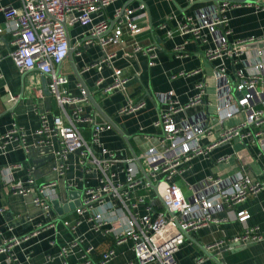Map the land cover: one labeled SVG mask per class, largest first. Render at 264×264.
<instances>
[{
  "label": "built area",
  "instance_id": "1",
  "mask_svg": "<svg viewBox=\"0 0 264 264\" xmlns=\"http://www.w3.org/2000/svg\"><path fill=\"white\" fill-rule=\"evenodd\" d=\"M19 1V7L0 8L5 22V27L0 28V35L3 33L11 36L8 55L18 70L32 72L39 79L49 76L46 88L58 106V113L40 114L39 127L32 134L12 122L8 129L0 133V157L6 154L5 148L14 142L26 155L29 154L31 149L26 142L30 135L39 138L37 145L56 138L57 147L51 154L50 170L53 180L38 185L34 171L30 170L24 179L5 183L10 194L29 200L45 218H49L55 211L52 202L58 199V182L66 176L69 159L75 157L85 174L95 172L96 184L83 186L80 192L82 198H79L80 204L74 208V213L78 216L88 214L92 229L104 236H111L116 245L130 242L134 257L129 264H177L174 254L186 233L229 221H237L243 225L242 232L228 239L230 243H259L264 240L257 228H249L245 224L250 217L247 211H234V207L248 197H256L264 192V180L260 178L263 171H257L256 168L254 170V162L251 160L245 163L234 153L221 156L214 162L218 173L210 174L200 183L189 186V196H185L179 186L188 162L198 155L207 156L211 149L222 143L233 140L239 143L256 142L264 155V131L261 130L264 125V47L254 49L251 61L242 60V66L233 69V78L226 73L228 60L233 62L232 66L239 64L238 59L246 54L248 46L264 40V36L230 39L232 31L228 11L236 2L204 0L207 3L194 15L185 16L177 22L174 30L166 32L167 37L178 34L205 47L204 59L210 64L216 79V102L212 104L208 100L202 112L193 117L175 120L176 114L199 105L206 98L204 82L196 86L198 92L185 105L179 104L173 91L151 97L159 107H163L152 124L157 131V145L136 155L155 187L154 191L142 177L133 157H124L100 147L99 134L112 128L107 122L96 125L91 117L86 116L84 119L92 124V128L90 138L84 139L75 122L82 120L81 109L76 105L88 101L85 91L78 85L80 95L72 97L66 89L67 77L61 74L55 76V66L66 60L69 47L76 56H80V48L93 43L91 39H81L82 35L71 42L70 31L81 27L87 31L88 36L95 38L102 52L100 60L85 65L82 73H87L92 68L101 72L104 66L108 67L111 71L110 84L103 91L108 94L114 91L122 93L124 106L119 113H132L144 108L145 100L134 101L127 93L128 80L120 69L114 67L116 54L108 52L107 47L123 46L124 27L130 36L142 32L143 28L138 22L147 18L145 6L140 5L136 9L139 11H131L127 7L115 10L112 17L114 23L110 26V20L104 18L103 14L120 0ZM166 1L175 3V0ZM255 1L256 8L264 9V3H260L263 0ZM186 43L184 41L181 46L174 48L176 57L183 55ZM155 49L156 46L153 45L143 48L135 44L134 53L147 54L154 60ZM233 59L237 61L234 62ZM149 64L154 65L152 61ZM183 75L182 72L173 74L170 80ZM102 83L103 79H98L96 86L99 87ZM15 101L14 97L8 95V102ZM68 106L71 107L70 110H67ZM234 119L237 120L229 122ZM95 146L100 148L98 152L94 150ZM68 187L75 189L76 186L70 184ZM139 189L151 190L155 198L131 195L133 190ZM107 196L116 202L105 201ZM156 201L158 206L154 204ZM138 204L145 205L143 214L136 211ZM225 208L229 209V216L217 217ZM109 211L118 212L123 218L121 228L117 229L118 224L109 223L104 217ZM2 212L3 209H0V213ZM79 223L63 221L71 229ZM35 234L23 239L11 237L2 241L0 253L6 254L8 264H18L11 254L12 247ZM221 243L223 240L216 242L215 246ZM74 248L80 249L82 257L88 256L93 250L92 247L82 248L79 239L74 238L67 247L61 248V255H66ZM114 255L112 249L104 252L99 264L110 262Z\"/></svg>",
  "mask_w": 264,
  "mask_h": 264
},
{
  "label": "crops",
  "instance_id": "2",
  "mask_svg": "<svg viewBox=\"0 0 264 264\" xmlns=\"http://www.w3.org/2000/svg\"><path fill=\"white\" fill-rule=\"evenodd\" d=\"M129 1L120 0L111 5L105 10L104 18H108L112 23L114 11L123 8ZM248 1L247 3L236 2L237 4L235 3L236 5L228 11L229 27L232 31L230 39L264 36V9L256 8L255 0ZM206 3L204 0L192 2L175 0V3H169L166 0H136L128 4L127 8L131 11L136 10L142 4L145 6L147 18L138 22L143 30L135 36H130L124 27L123 46L110 45L107 47V51L116 54L113 64L128 80L127 93L134 101L143 99L146 102L144 108L132 113H119L124 106L122 93L114 91L108 94L103 91L110 84L111 71L108 67L104 66L101 72L92 68L87 73H82L85 65L94 64L100 60L102 52L98 48L95 38L88 36L85 29L76 27L70 31L71 42L78 35H82L81 39L83 40H93L92 44L80 48V56H76L75 52L72 53L73 62L103 114L128 137L130 146L128 148L122 137L115 129L111 128L99 134L98 140L101 148L122 154L124 157H132L129 149L139 155L157 145V131L152 124L163 107H159L151 100L154 94L173 91L179 104L185 105L198 92L196 86L204 82L206 98L202 99L199 105L176 114L175 120L193 117L205 110L211 96L210 92H213L212 96L215 98L216 79L210 64L204 59L205 47L189 37H180L178 34H174L172 37L166 35L167 31L175 29L177 22L183 20L185 16L194 15ZM260 3H264V0ZM19 4V0H0V8L4 6L19 7ZM4 27L5 22L0 11V28ZM184 41L187 43L184 45L183 55L176 57L174 48L181 46ZM10 42V35L3 33L0 35V133L8 129L12 122H16L21 129L32 134L39 127L40 114L44 112L57 114L58 106L52 96L44 93L41 79L32 72L24 73L14 66L8 55ZM135 44H139L143 48L156 46V59L151 60L144 53H134ZM256 48L253 44L248 46L246 54L239 57V64L236 63L232 66L233 62L228 60L226 62L227 75L233 78V69L240 68L242 60L249 59L251 61ZM150 61L154 65L150 66ZM233 61L236 62L237 59H233ZM59 65L60 74L65 75L68 79L66 85L68 94L78 97L80 95L78 85L80 84L71 71L69 61L66 59ZM181 72L184 73L183 76L170 80L171 75ZM98 79H103V83L99 87L96 86ZM8 95L14 97L16 101L8 102ZM76 107L81 109L82 120L76 121L75 125L84 139L88 140L92 124L84 118L91 117L96 125H104L106 122L93 109L89 101L80 102ZM66 108L67 110L71 109L69 106ZM261 130L264 131V125ZM38 139L34 135L28 137L26 143L30 146L31 151L27 155L14 142L5 148L6 154L0 157V209H3V212L0 213V245L7 238L23 239L36 233L30 239L12 247L11 254L16 258L18 264H87V261L89 264H99L101 255L110 249L114 250L115 255L106 264H129L133 261L134 256L130 242L116 245L111 236L95 232L88 220V214L78 216L74 210L67 213L62 211V214L53 211L49 218H45L40 210L29 203V200L10 194L5 183L24 179L30 170L34 171L38 185L53 180L54 176L50 170L51 154L57 147V140L50 138L48 143L37 145ZM94 150L98 152L100 148L95 146ZM233 153L239 158L245 157L254 162L252 168L263 171L260 178L264 180V155L259 143L249 141L239 143L237 140H233L211 149L207 156L198 155L188 162V167L179 180V186L184 195L191 194L189 186L200 183L210 174L218 173V168L214 165L216 159ZM94 175L95 172L85 174L77 164L76 158L71 157L68 161L66 176L59 180L56 187L59 204L64 206L73 201L69 192L80 193L83 186H94L96 184ZM119 178L122 179L121 176ZM70 184L75 185V189H70L68 187ZM131 195L155 198V194L151 190H133ZM79 198H82L81 193ZM105 201L116 202L109 196L105 198ZM154 204L158 206L157 201ZM144 207V204H138L136 211L143 214ZM241 210L247 211L250 215L245 224L249 228H257L264 239V192H260L256 197L250 196L243 203L234 207L235 212ZM228 212L229 209L225 208L223 212L217 214V217L229 216ZM104 217L109 223L118 224L116 225L117 229L124 224L123 218L118 212H106ZM63 221L70 223L79 221L80 223L71 229L65 226ZM242 228L241 223L229 221L218 226L211 225L190 231L188 232L189 237L185 236L179 244L174 259L177 264H264V240L259 243L232 244L229 242L228 239L242 232ZM74 238L79 239L82 248L92 247L93 250L88 256L82 257L83 253L79 248L71 249L66 255H61V248L67 247ZM189 238H192L198 246L204 247L211 256H206ZM221 240L223 243L215 246V243ZM6 259V254L0 253V264H8ZM199 259L202 261L198 262Z\"/></svg>",
  "mask_w": 264,
  "mask_h": 264
},
{
  "label": "water",
  "instance_id": "3",
  "mask_svg": "<svg viewBox=\"0 0 264 264\" xmlns=\"http://www.w3.org/2000/svg\"><path fill=\"white\" fill-rule=\"evenodd\" d=\"M133 1H136V0H130L129 2H127L122 10H124L128 4H130L131 2ZM232 2H240V3H247L249 2L248 0H231ZM114 22L111 23L110 26L113 25ZM72 53H73V49L69 47V50H68V54H67V57L66 59L69 61L70 63V68H71V71L74 75V77L76 78V80L79 82L80 86L82 87V89L85 91V94H86V97L88 99V101L90 102V104L92 105L93 109L102 116V118L104 119L105 122H107L109 125H111V127L113 129L116 130V132L122 137V139L124 140V142L126 143L127 147L130 148L129 146V142H128V137L125 136L122 131L116 127V125L113 123L112 120H110L107 116H105L102 112V110L100 109V107L98 106L96 100H95V97L92 96V94L89 92L87 86L85 85V83L83 82V79L81 77V75L79 74V72L77 71L76 67H75V64L73 62V59H72ZM60 75V65H57L56 68H55V76L58 77ZM47 79H49V76H42L41 77V86L44 90V93L45 94H49L47 88H46V84H47ZM22 97V95L19 97V100L20 98ZM10 112V111H9ZM130 150V153H131V156L134 158L135 162H136V165L138 166L139 170L141 171L142 173V177L145 179V181L147 183L150 184V187L155 191V187L152 186L151 184V181L149 179V177L145 174L142 166H141V163L139 162V160L137 159V155ZM71 191V190H70ZM69 196H71V198L73 199L72 202H69L68 204L66 205H62L60 206L59 202L57 200H54L52 202V205H53V209H55V211L58 213V214H62L63 212L64 213H67L69 211H72L74 210L75 207L79 206L80 204V200H79V197H80V193L79 192H74V191H71L69 192ZM71 199V200H72ZM63 211V212H62ZM185 236L189 237V234L186 233ZM191 241H193L195 243V241L192 239V238H189ZM196 244V243H195ZM197 245V244H196ZM198 246V245H197ZM199 249L208 257H210L211 255L205 251L204 247H201V246H198ZM218 264V263H217Z\"/></svg>",
  "mask_w": 264,
  "mask_h": 264
},
{
  "label": "rangeland",
  "instance_id": "4",
  "mask_svg": "<svg viewBox=\"0 0 264 264\" xmlns=\"http://www.w3.org/2000/svg\"><path fill=\"white\" fill-rule=\"evenodd\" d=\"M253 46L254 47H257V48H261V47H264V40L260 41V42H254L253 43ZM211 96L209 98L210 102L212 104H215V98L212 96L213 92H210ZM240 159L243 161V162H248V159H246L245 157H240Z\"/></svg>",
  "mask_w": 264,
  "mask_h": 264
}]
</instances>
